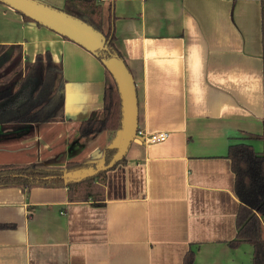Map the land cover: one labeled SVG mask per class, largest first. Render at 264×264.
<instances>
[{"label":"crops","instance_id":"obj_1","mask_svg":"<svg viewBox=\"0 0 264 264\" xmlns=\"http://www.w3.org/2000/svg\"><path fill=\"white\" fill-rule=\"evenodd\" d=\"M38 1L63 10L69 0ZM94 1L105 30L114 18L137 89L138 130L169 138L150 145L137 135L125 163L107 170L102 203L69 202L67 188L0 189V225L11 226L0 229V264H184L191 249L194 264H253L251 245H230L240 205L227 154L242 142L264 150L262 2ZM0 45L22 47L24 64L50 52L66 82L64 121L0 123V166L92 161L57 164L51 149L73 134L67 153L81 156L72 153L84 141L80 124L104 115L102 62L2 3ZM118 138L102 133L91 155Z\"/></svg>","mask_w":264,"mask_h":264},{"label":"trees","instance_id":"obj_2","mask_svg":"<svg viewBox=\"0 0 264 264\" xmlns=\"http://www.w3.org/2000/svg\"><path fill=\"white\" fill-rule=\"evenodd\" d=\"M230 1L237 3L239 0ZM260 1L264 7V0ZM64 7V12L88 23L106 37L107 48L98 50L94 57L101 62L118 57L127 67L124 57L116 46L111 24L114 19L112 14L109 18V22L111 21L109 28L105 30L104 8L99 2L69 0ZM23 18L28 22H34L25 16ZM23 61L22 47L0 45V123L34 125L64 121L66 82L62 66L54 62L50 52L38 54L32 63L24 64ZM106 73L104 115L100 120L88 119L80 124L79 138L84 141H93L106 131L119 132L122 127L120 92L111 73L107 70ZM260 138L264 141V135ZM116 153V148H106L102 160L108 165ZM227 155L231 162V172L235 177V195L240 205L235 219L237 234L230 245L233 248H238L245 243L251 245L253 264H264V150L257 152L251 145L242 142L231 145ZM125 161V158L122 159L110 170ZM99 163V161L86 163L69 161L65 167H47L38 162L1 165L0 189L21 188L31 191L36 187L67 188L69 202L79 203L91 200L102 203L105 200L104 185L106 173L109 170H103L96 176L87 177L79 182H65V174L88 168L94 169ZM7 227L11 226L0 225V229ZM194 255V251L189 250L184 264H194Z\"/></svg>","mask_w":264,"mask_h":264},{"label":"water","instance_id":"obj_3","mask_svg":"<svg viewBox=\"0 0 264 264\" xmlns=\"http://www.w3.org/2000/svg\"><path fill=\"white\" fill-rule=\"evenodd\" d=\"M0 3L32 19L34 22L50 29L63 38H67L80 47L95 55L101 48H107V39L102 32H98L88 23L73 17L61 9L46 5L38 0H0ZM105 69L111 73L121 96L122 127L119 130L117 153L110 164L102 161L96 169L77 170L65 174V182H79L87 177L96 176L103 170H110L125 158L129 148L136 141L138 135V96L132 73L118 57L102 61Z\"/></svg>","mask_w":264,"mask_h":264},{"label":"rangeland","instance_id":"obj_4","mask_svg":"<svg viewBox=\"0 0 264 264\" xmlns=\"http://www.w3.org/2000/svg\"><path fill=\"white\" fill-rule=\"evenodd\" d=\"M77 138V136H73V134H71L69 137H68V140L65 141V142H62L60 145H54L52 146V157H57L55 158L56 161H57V164H65L66 162H68L69 160H82L84 159L85 155H88L90 156L89 158H86L85 157V160H83V162H86L88 160H94L95 157L98 155V154H102L104 152V146H102V148L100 150H96L97 152L93 155H91V153L95 150V143H93L92 141H81V148H73L72 150V153L74 154V152H78V151H82L81 153V156L78 158H73V156H70L69 157V153L68 152V147L69 149L72 148V146L75 145L76 142H74V139ZM56 152V154H54ZM72 157V158H71ZM13 159L11 157H8V156H5V157H2L1 161L2 162H8V161H11L10 159Z\"/></svg>","mask_w":264,"mask_h":264},{"label":"built area","instance_id":"obj_5","mask_svg":"<svg viewBox=\"0 0 264 264\" xmlns=\"http://www.w3.org/2000/svg\"><path fill=\"white\" fill-rule=\"evenodd\" d=\"M138 136L142 137L145 144L153 145V144H160V143L166 142L169 138V133H167V132H155L152 134H145L141 131H138Z\"/></svg>","mask_w":264,"mask_h":264}]
</instances>
